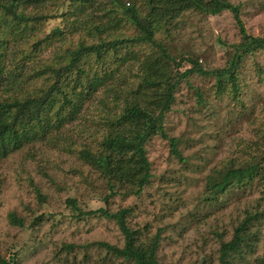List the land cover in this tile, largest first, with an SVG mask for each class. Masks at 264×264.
<instances>
[{
  "label": "trees",
  "instance_id": "trees-1",
  "mask_svg": "<svg viewBox=\"0 0 264 264\" xmlns=\"http://www.w3.org/2000/svg\"><path fill=\"white\" fill-rule=\"evenodd\" d=\"M125 1L63 0L59 5V0H0V164L15 152L23 151L26 156L34 157L30 152L34 144L57 142L60 137L53 135L60 134L63 127L72 122L74 127L83 125L77 135L88 139L77 151L81 165L96 172V178L103 181L110 194L119 190L123 196H138L151 185L155 176L146 151V144L154 136L168 138L171 153L182 162L187 160L177 147L178 138L169 136L165 129L168 112L182 81L194 89L199 107H206L209 98L204 95L207 90L189 82L195 74L201 78L213 77L209 90L220 101L224 102L225 97L228 117L233 115L238 121L249 122L255 109L264 117V103L257 104L260 98L257 94H246L245 78L240 72L241 61L249 56L254 60L255 75L260 74L255 59L264 51V35L247 32L241 17V3L228 0H130L125 5ZM191 9L211 16L229 11L236 21L240 40L230 45L223 66H208L201 56L190 51L174 56L168 51V41L155 40L154 24L176 19L184 10ZM53 19H59L65 28L53 26L44 39L34 43L32 38L36 37V32L40 34L43 25H49ZM86 24L93 25V33L99 39L97 43L78 41L74 44L72 35L63 45V32L73 33ZM129 24L137 29L136 36H123L121 40L109 43L106 48L114 50V57L103 60L101 48L105 44L101 39L104 31H117ZM52 37L63 41L54 46L57 59L26 70L27 57L31 53L35 55L34 51L50 42ZM142 43L151 44L152 51L143 53L132 48ZM111 61L116 63V69L131 62V68L125 70L132 72L129 83L106 84V74L110 75L112 69L100 73L97 66ZM93 64L94 70L91 69ZM258 80L261 82L260 78ZM98 93H102L99 97L101 115L95 121L86 116L88 111L82 101L85 96ZM212 112L218 113V110ZM95 128L101 133L96 134ZM259 133L248 142L239 141V154L208 168L204 188L196 198L194 209L184 215L187 225L182 223V226L187 230L189 223L193 226V222L206 220L227 208L232 197L238 201L245 197L242 217L236 219L230 238L225 240L224 231H215L219 241L218 264H232L235 259L244 264L254 252V242L261 239L256 228L259 222L264 225V205H261L264 200V155L254 152L264 143V121L260 123ZM243 144L245 148L241 147ZM203 170L198 169L199 172ZM87 183L93 184L90 179ZM258 191L261 200L250 196ZM36 192L41 196L40 189ZM108 197L107 194L103 197L106 202ZM170 201H166L167 211L172 216L179 212L180 205L176 207ZM66 204L75 211L72 218L102 216L117 224L124 240L122 247L106 241L97 244L121 264H162L157 257V247L164 229H158V233L150 236L146 226L137 229L129 226L130 206L120 207L117 211L104 206L86 209L74 197H67ZM179 216L182 218L183 214ZM10 217L12 223L21 224L14 214ZM72 245L67 244L66 248ZM107 261L104 260V264ZM205 262L203 255L198 264ZM0 264L20 263L12 262L0 253ZM256 264H264V256L258 258Z\"/></svg>",
  "mask_w": 264,
  "mask_h": 264
},
{
  "label": "rangeland",
  "instance_id": "rangeland-1",
  "mask_svg": "<svg viewBox=\"0 0 264 264\" xmlns=\"http://www.w3.org/2000/svg\"><path fill=\"white\" fill-rule=\"evenodd\" d=\"M59 1L61 5L63 0ZM228 1L241 3V17L248 33L264 35V0ZM128 2L130 0H126L125 5ZM62 7L65 8L66 3ZM129 25L117 31H104L101 39L105 44L101 48L103 60L114 57V50L106 48L109 43L121 40L123 36H136L137 29ZM53 26L65 28L59 19H53L49 25H43L40 34L36 32L32 41L35 43L44 39ZM153 33L155 40L168 41L166 46L172 55L190 51L201 56L206 65L212 67L224 65L225 53L241 36L229 11L211 16L192 9L184 10L176 19L154 24ZM72 35L74 44L78 41L92 44L99 40L93 33L92 24L84 27L81 25L73 33L65 31L64 43L52 37L50 42L34 51L35 55L31 53L27 57L25 69L38 67L53 58L56 60L54 46L66 44L68 37ZM132 48L143 53L153 49L148 43L136 44ZM255 60L260 66V74L255 75L254 60L249 56L241 61L240 72L241 77L243 75L245 78L246 94H257L260 97L257 104L260 105L261 102L264 103V51L259 52ZM115 65L111 61L97 66L100 73L112 69L110 75L106 74V84H114L116 81L129 83L132 72L125 70L131 68V62L123 64L119 69ZM93 66L92 70L95 69V64ZM212 79L213 77L201 78L197 74L189 78L192 85L207 90L204 94L209 98L206 107H199L194 89L186 85V81L181 82L176 100L168 112L165 129L169 136L178 138L177 147L187 160L182 162L171 153L168 138L154 136L146 144V151L155 176L152 177L151 185L138 196H123L119 190L110 194L103 181L96 178L97 173L81 165L77 151L88 139L77 135L79 127L83 128L80 124L74 127V123L70 122L64 126L60 134L53 135L54 138L60 137L57 142H46L49 145L34 144L30 149L34 157H28L25 152L20 151L6 158L0 164L1 255L20 264H104V260H108L106 264H121L119 259L111 257L97 244L98 241H106L122 247L124 240L117 224L102 216L72 218L71 214L75 211L66 204V198L74 197L86 209L90 206H104L110 211H117L120 207L130 206L132 211L127 216V223L134 229L146 226L150 236L158 233V229H164L160 233V244L157 247V257L162 264H198L203 255L205 264H218L219 241L216 240L215 231H224L225 240L230 238L236 219L242 217L245 197L240 201L232 197L227 208L210 214L212 216L206 220L193 222L194 227L189 223L187 230L182 226V223L187 225L184 215L194 209L196 198L204 188L208 168L239 154V141L248 142L260 135L257 133L264 117L257 113V109L249 122L238 121L233 115L228 117V109L224 106L227 102L225 97L224 102L220 101L209 90ZM101 96L102 93L88 95L82 101L83 107L88 111L86 116L95 121L101 115ZM197 107L199 111H196ZM214 109L218 113L212 112ZM95 131L96 134L101 133L96 128ZM261 144L254 153L264 155V143ZM241 147L245 148L246 145ZM198 169L204 170L199 172ZM88 179L93 184H88ZM37 189H40L41 196H38ZM106 194L109 195L107 202L103 198ZM259 194L258 191L250 196L261 200ZM168 199H171L172 205H180L177 210L179 212L172 216L167 211ZM261 202L264 205V200ZM180 213L183 214L182 218ZM11 214L21 220L20 225L11 222ZM256 229L261 239L254 242V252L244 264H256L257 259L264 256L262 222L258 223ZM67 244L73 245L67 249ZM241 262L235 259L232 264Z\"/></svg>",
  "mask_w": 264,
  "mask_h": 264
}]
</instances>
